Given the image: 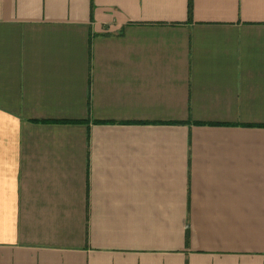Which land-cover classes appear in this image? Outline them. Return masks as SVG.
Segmentation results:
<instances>
[{
  "label": "crops",
  "instance_id": "crops-1",
  "mask_svg": "<svg viewBox=\"0 0 264 264\" xmlns=\"http://www.w3.org/2000/svg\"><path fill=\"white\" fill-rule=\"evenodd\" d=\"M0 264H264V0H0Z\"/></svg>",
  "mask_w": 264,
  "mask_h": 264
}]
</instances>
